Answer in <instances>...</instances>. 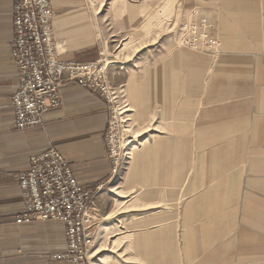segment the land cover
<instances>
[{"label": "rangeland", "instance_id": "rangeland-1", "mask_svg": "<svg viewBox=\"0 0 264 264\" xmlns=\"http://www.w3.org/2000/svg\"><path fill=\"white\" fill-rule=\"evenodd\" d=\"M103 1L106 10L133 6L139 18L133 32L111 40V98L125 158L108 185L113 204L98 210L92 229V264H147L135 231L150 234L149 264L164 253L173 264V223H181L179 264H206L227 251L230 264H259L264 196L247 186V165H228L237 148H226L223 165V133L206 126L211 118L221 123L222 55L264 44V0ZM185 24L194 32H183ZM204 32L217 41L205 52L181 43Z\"/></svg>", "mask_w": 264, "mask_h": 264}, {"label": "crops", "instance_id": "crops-1", "mask_svg": "<svg viewBox=\"0 0 264 264\" xmlns=\"http://www.w3.org/2000/svg\"><path fill=\"white\" fill-rule=\"evenodd\" d=\"M13 5L14 0H0V264H70L58 257L67 246L62 223L16 222L23 209L19 173L29 168L31 156L55 148L66 157L79 181L95 193L97 209L109 212L113 203L108 185L114 176L106 134L111 105L101 91L68 82L60 106L48 112L41 126L17 129L12 104L19 80L11 54ZM52 5L57 49L60 58L70 63L96 61L102 52L113 56L117 46L112 38L133 32L139 18L130 13L133 6L121 12L111 3L106 10L103 0H52ZM221 68L225 69L221 123L211 118L206 130L223 133L224 166L226 148H237L232 157L227 156L228 165H247V186L264 196V44L228 49L221 57ZM172 226L173 264H179L176 228L181 223ZM133 235L142 239L137 252L149 264V245L144 243L149 232L135 231ZM169 259L164 253L158 264H167ZM205 260L206 264H230L228 251ZM259 264H264V254Z\"/></svg>", "mask_w": 264, "mask_h": 264}, {"label": "built area", "instance_id": "built-area-1", "mask_svg": "<svg viewBox=\"0 0 264 264\" xmlns=\"http://www.w3.org/2000/svg\"><path fill=\"white\" fill-rule=\"evenodd\" d=\"M52 0H14V39L11 54L18 72V84L12 96L17 129L39 127L52 108L59 107L62 89L75 82L85 89L99 90L111 105L106 134L112 174L117 175L125 153L117 129V115L112 106L113 86L109 79V60L104 52L90 63H70L60 58ZM182 28L189 34L194 26ZM197 39L201 42L197 43ZM216 40L207 32L181 43L190 50L205 52ZM23 209L16 222L57 221L63 224L66 249L58 257L70 264H92L90 249L92 229L97 223L95 193L77 178L66 157L50 148L30 157L28 169L19 173Z\"/></svg>", "mask_w": 264, "mask_h": 264}]
</instances>
